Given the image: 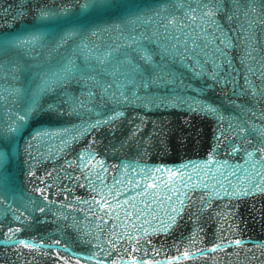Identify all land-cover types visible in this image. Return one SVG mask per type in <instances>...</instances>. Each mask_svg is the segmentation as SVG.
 <instances>
[{"label":"water","instance_id":"water-1","mask_svg":"<svg viewBox=\"0 0 264 264\" xmlns=\"http://www.w3.org/2000/svg\"><path fill=\"white\" fill-rule=\"evenodd\" d=\"M84 4L0 0V37L33 29L46 34L25 54L26 74H13L0 57V93L6 94L0 95V124L15 120V112L27 106V94L39 84L40 72L56 73L64 54V48H56L60 32L74 24L90 40H104L129 5L149 8L153 0ZM220 4L218 22L238 37L237 47L230 49L240 70L238 83L244 88L243 69L249 65L240 54L248 45L241 41L248 38L254 49L249 53L255 65L252 80L259 88L264 76V0ZM236 4L242 7L237 10ZM249 4L255 11H245ZM65 7L67 11H59ZM89 30L95 35L89 36ZM16 87L19 95L9 91ZM89 91L76 80L50 83L40 94L36 115L18 131L0 136V148L6 150V158L0 159V194L7 190L30 201L27 219L21 215L19 221L14 216L20 213L0 202V264H123L130 257L138 264H264V162L255 153L248 157L229 150L235 147L231 133L237 127L256 125L247 148L264 139L256 134L264 128V95L251 88L241 94L231 83L185 76L183 83L141 89L139 102L118 109L123 115L95 124L103 118L94 110L100 97L89 98ZM192 99L220 111L213 115L197 110ZM82 150L87 156L80 155ZM209 153L214 160L206 162ZM169 172L179 178L169 183ZM15 203L23 211L21 202ZM10 228L20 231L9 233ZM33 238L43 240L44 246L19 244ZM57 240L65 247L53 243ZM218 241L229 243L212 248ZM185 251L189 256H183ZM178 254L180 258L169 259Z\"/></svg>","mask_w":264,"mask_h":264},{"label":"snow or ice","instance_id":"snow-or-ice-1","mask_svg":"<svg viewBox=\"0 0 264 264\" xmlns=\"http://www.w3.org/2000/svg\"><path fill=\"white\" fill-rule=\"evenodd\" d=\"M94 3L95 0H85L82 7L93 6ZM220 7V0H153V6L144 9H140L136 5H129L128 12L125 17L121 18L120 23L109 26L111 35H106L104 40H90L84 34V29L81 26L69 25L58 34L56 48H64V54L56 73L47 75L44 72L39 73L41 77L39 84L32 89L30 94H27V106L19 108L15 112V120H10L7 125L0 124V136L18 131L25 121L35 116L36 112L40 110L41 92L48 88L50 83L60 80L83 82L86 87L91 89L87 93L89 98L99 95V103L94 110H98V114H101L103 118L93 121L95 124L111 123L123 115L118 109L129 103L139 102L142 98L141 89L147 90L150 86L183 83L185 76L211 78L214 82H222L225 86L231 83L233 89H238L241 94L244 93L245 88H251L252 93L260 92L261 95H264V91H262L264 90V76L261 77L262 83L259 88L252 80L255 65L252 64L253 57L249 53L254 49L248 38L241 41L242 44L246 43L248 46L241 52L240 59L249 67L243 69L244 88L240 87L238 83L240 70L234 66L230 52V49L237 47L234 40L238 37L230 35L231 30L225 31L223 25L218 22L216 11ZM235 7L238 10L242 5L236 4ZM248 10L255 11V8L249 4L245 11ZM59 11H67V8ZM51 14V12L40 13L42 16ZM97 31L103 33L102 29H97ZM240 31L245 30L240 29ZM45 35V33L33 29L13 36L0 37V57H5L3 67L10 69L13 74H26L27 71H30L29 65L24 59L25 54L29 52L32 45L45 38ZM88 35L94 36L95 33L89 30ZM69 41H73L70 50L67 47ZM9 91L19 95L21 89L16 87ZM0 95L6 94L0 93ZM81 95L83 96L84 93ZM8 98L14 99V97ZM4 102L7 103V98ZM192 104L197 110L202 109L213 115L220 111L218 106L211 103L192 99ZM76 106L80 107V103L77 102ZM46 107L51 110L53 105ZM89 107L91 108L92 105ZM83 127L88 129L87 124H83ZM255 128V124L250 128L237 127L236 131L231 133L235 138V147H231L229 150L244 151L248 157L255 153L257 158L264 162V155H261L264 154V139H260L259 146L247 148V137L253 134ZM256 134L258 138L264 137V128L259 129ZM217 135L219 136L220 133ZM241 140L243 146L239 142ZM213 147L217 146L213 145ZM88 151L91 152L90 147ZM80 155L87 156V153L82 150ZM5 158L6 150L0 148V159ZM213 160L214 153H209L206 162ZM160 167L164 166L160 165ZM168 176L169 183L173 178H179L172 172H169ZM147 182L152 183L151 180H147ZM258 190L260 189H253V191ZM37 191H42V189H37ZM236 194L238 193H233V195ZM97 199H101V196H97ZM17 200L21 202L23 211L16 208L15 201ZM0 202L20 213V215L14 216L16 221L20 220L21 215L27 219V204L30 201H24L17 194H9L7 190H3V194H0ZM104 218L107 219V217ZM8 231L12 233L20 230L10 228ZM8 239L15 241L16 237L9 235ZM234 242L242 243L240 239H236ZM53 243L62 248L65 247L60 245L59 240ZM227 243L229 241H218L211 247L215 249L218 245L223 246ZM19 244L28 247H43L44 241L37 242L35 238L31 242L20 239ZM189 254V251H185L183 256L187 257ZM79 255L82 256L83 253ZM178 258H180L179 254L169 257L170 260ZM123 264H138V262L135 257H130Z\"/></svg>","mask_w":264,"mask_h":264}]
</instances>
